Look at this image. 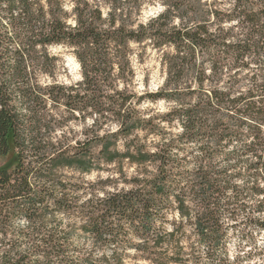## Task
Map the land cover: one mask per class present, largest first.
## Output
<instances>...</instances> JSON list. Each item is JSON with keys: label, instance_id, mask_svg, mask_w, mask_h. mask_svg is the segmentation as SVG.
I'll return each mask as SVG.
<instances>
[{"label": "trees", "instance_id": "obj_1", "mask_svg": "<svg viewBox=\"0 0 264 264\" xmlns=\"http://www.w3.org/2000/svg\"><path fill=\"white\" fill-rule=\"evenodd\" d=\"M218 2L0 0V264H264V0ZM147 3L164 8L143 22ZM148 44L165 79L137 95ZM52 45L80 82L56 80ZM88 117L92 136L58 137Z\"/></svg>", "mask_w": 264, "mask_h": 264}, {"label": "rangeland", "instance_id": "obj_2", "mask_svg": "<svg viewBox=\"0 0 264 264\" xmlns=\"http://www.w3.org/2000/svg\"><path fill=\"white\" fill-rule=\"evenodd\" d=\"M217 6L220 9L228 10L234 7L235 0H218ZM163 5L160 3H147L142 7L140 18L143 22L147 21L149 17L155 16L158 12L163 9ZM235 21L231 23L228 22V25L234 24ZM50 52L57 57V70H56V80L60 83L71 84L78 83L82 80L81 66L80 68L75 65L76 57L71 52V50L63 45H52L50 47ZM77 60V59H76ZM132 63L135 69V78L134 82L131 85L132 91L137 93V95L144 94L148 91H156L164 82L165 79V70L161 64V52L157 51L151 45H146L145 47H136L132 56ZM50 80V79H48ZM153 108L159 113L165 112L169 108V103L163 99L157 100L156 102L151 101L148 97H145L140 104L138 109L140 111H145L146 108ZM67 115V112L64 113ZM92 119L88 117L86 121L79 119H70L68 125L64 128V133L59 131L58 137L65 136L70 141L75 142V140H83L88 135L92 136L91 133L85 134L84 127L85 124H90ZM111 128H116L114 123L111 124ZM173 132L179 131L177 126L170 127ZM123 149L122 145L120 146ZM6 159L0 161V165L3 164ZM114 168V167H113ZM112 169V168H111ZM126 174H131V169L125 165ZM114 175V177L119 176L118 170L112 169L110 171H95L89 174H84L82 177L87 181H95L99 177L105 179L108 175ZM72 175V173H69ZM81 177L79 174H75L73 179ZM114 184H108L107 187L111 188ZM56 219L61 221L62 224H74L76 227H79L81 223V218L78 214H64L59 213L56 215ZM23 223V220L20 221V224ZM261 241H264L263 235L261 236ZM239 240L237 237H233L231 240L229 250L231 255H235L237 252ZM250 248V246H248ZM127 261L125 264H150L149 262L135 257L134 250L128 249ZM262 258V257H261ZM259 256H255L253 261H261ZM257 264V263H255Z\"/></svg>", "mask_w": 264, "mask_h": 264}, {"label": "bare ground", "instance_id": "obj_3", "mask_svg": "<svg viewBox=\"0 0 264 264\" xmlns=\"http://www.w3.org/2000/svg\"><path fill=\"white\" fill-rule=\"evenodd\" d=\"M74 60H75V65L80 68V63L78 62V60H76V59H74Z\"/></svg>", "mask_w": 264, "mask_h": 264}]
</instances>
